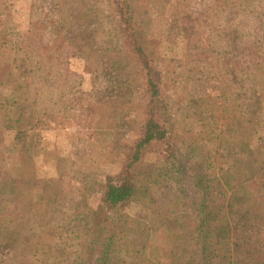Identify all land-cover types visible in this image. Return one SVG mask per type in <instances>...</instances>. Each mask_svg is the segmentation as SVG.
<instances>
[{
    "label": "rangeland",
    "instance_id": "1",
    "mask_svg": "<svg viewBox=\"0 0 264 264\" xmlns=\"http://www.w3.org/2000/svg\"><path fill=\"white\" fill-rule=\"evenodd\" d=\"M6 1L7 14L0 16L8 20L0 22V44L18 48L24 53L22 57L31 58L42 67L38 72L41 75L36 78L38 83L32 82V74L26 73L31 84L24 74L20 77L15 73L18 77L8 84L15 83L16 90L37 89L35 101L20 95L15 98L27 106L36 120L31 118L18 133L29 142L35 141L34 147L36 144L43 160L42 173L35 177L34 202L49 209L54 196L68 206L66 211H61L58 204L51 206L48 218H66L72 223L77 201H73L70 190L78 187L98 193L100 180L118 170L124 172L128 153L145 130L151 110L147 70L143 68V59L134 57L129 42L122 36H116L120 43L109 49V37L90 38V46L95 48L90 57L84 54L90 46L84 51L79 49L77 31L81 33L84 23L90 21L88 28L92 35L103 27L112 29V35H124L126 29L121 25L119 4L115 0H41L38 4L36 0ZM255 1L183 0L180 14L174 13L177 7L173 9L170 0H127L126 11L142 25L147 61L162 77L161 99L176 127L170 139L172 150L182 147L185 139L177 140V136L182 137L180 132H186V140L196 139L201 146L208 177L227 184L226 176H234V182L227 184L228 197L240 202L246 198L248 205L264 211V147H257L259 134L256 133L260 107L264 106V7H258ZM35 19L37 28H31L29 20ZM76 21L84 22L75 26ZM63 23L57 31V26ZM6 26H12V32H6ZM65 36L70 37L71 46L67 45ZM104 42L107 51L100 50ZM180 42L183 52L182 47L170 51ZM9 51L12 50L6 49L3 55L7 62H10L6 58ZM50 55L53 59L49 61ZM80 58L89 63L97 58L101 67L86 77L84 74L88 72L79 63ZM42 73H60L59 87L68 90L61 98L65 99L64 103L48 106L49 99L39 84ZM8 89L10 96L11 88ZM8 89L3 90L8 92ZM45 109L52 114V121L44 115ZM170 143L159 141L148 146L142 161L132 169L146 192L147 201L170 200L155 179L160 176L162 166L170 163L166 161ZM20 159L16 153L0 151V170H15L20 164L23 173L37 171ZM252 166L259 169H251ZM169 191L172 192V186ZM14 198L12 190L0 185L1 214L12 212ZM156 218L151 216V222ZM123 221L125 256L129 264H134L137 247L153 240L155 223L135 221L129 216L123 217ZM184 233L183 229H169L166 236L176 239ZM248 234L254 242L264 241V227ZM42 243L41 249L50 255L52 246ZM252 243L242 246L243 253L258 258L256 255L262 254L259 244L251 246ZM188 262L189 257L183 254L177 255L173 264ZM30 263V255L22 251L0 258V264Z\"/></svg>",
    "mask_w": 264,
    "mask_h": 264
},
{
    "label": "trees",
    "instance_id": "2",
    "mask_svg": "<svg viewBox=\"0 0 264 264\" xmlns=\"http://www.w3.org/2000/svg\"><path fill=\"white\" fill-rule=\"evenodd\" d=\"M115 1L119 4L118 15L121 25L126 29L124 35H112V29L109 27H103L99 33L92 35L88 28L90 21L84 23L85 29L81 33L77 31L78 42L81 45L79 49L84 51L89 47L90 38L99 40L109 37L111 46L108 47L104 42L100 48L101 51H107V47L109 49L114 47L115 43H120L119 37L125 38V42H129L130 49L132 48L135 54L134 57L142 58L143 68L147 70L151 110L143 134L128 153L124 172L120 173L118 170L116 174H108L100 180L98 193L87 192L78 187L70 190L73 201H77L75 221L72 223L66 218L64 220L48 218L51 206L58 204L62 207L61 211H66L68 206L61 204L54 196L51 197L49 209L41 208L34 202L35 177L42 173L43 160L39 158L36 144L34 147L35 141L29 142L27 138L19 137L18 133L28 125L31 118L34 122L36 120L27 106L20 104L19 98H15L20 95L35 101L37 89L16 90L15 83L8 85L12 83L11 79L18 77L14 76L15 73L20 77H27L31 84L38 83L36 78L41 75L38 72L42 67L33 59L22 57L24 53L18 48H5V44H0V151L20 155V160L25 166L32 165L37 170L33 174L30 170L23 173L20 164L14 167L15 170L8 168L0 170V185H5L6 189L12 190L15 195L12 212L9 215L0 213V258L22 251L30 255V264H129L122 237L123 217L129 216L135 221L142 219L146 223H155L152 230L153 240L137 247V262L134 264H173L177 255L183 254L189 257V264H264V241L255 239L254 242L248 238L249 231L256 232L264 227V211L248 205L246 198L244 202H240L228 197L227 184L231 185L234 182V176H226L227 184L218 178L208 177L206 157L202 154L201 146L196 139L186 140V132H180L182 137L177 136V140L179 138L186 140H183L182 147L172 150L173 143L170 139L173 138L176 127L174 128L173 118L165 106L166 103L161 99L162 77L147 61L144 33L141 35L143 28L126 11L127 0ZM36 2L38 4L42 1ZM170 2L173 9L177 7L174 13L181 14L183 0ZM255 2L258 7H264L262 1ZM7 4L6 0H0V15L7 14L8 8H5ZM7 20L6 16H0V22ZM29 21L31 28H37L36 19ZM78 22L76 21L75 26L81 25L84 21ZM63 26L64 23L55 29L60 31ZM4 28L6 32L13 29L12 26ZM21 36L23 35L20 34ZM65 38L69 41L67 45L71 46L70 37ZM178 47H182L183 52V42L177 47H171L170 51ZM6 49L14 51H9L8 54L12 58L6 56L10 62L3 58ZM94 52L95 48L91 45L89 52L84 54H89L90 57ZM52 59L53 55H50L47 60ZM79 61L88 72L84 74L86 77L93 74L94 69L98 72V68L101 67L97 58L90 63L83 58ZM46 65L44 62L43 67ZM51 72L52 66L49 67V73ZM26 73L33 75L32 82L30 75ZM58 75L60 73L49 75L42 73L41 76L39 84L49 99L48 106L65 102V99L61 98L66 96L68 90L64 91L59 87L61 79ZM8 87L11 88L10 96ZM3 89H8V92ZM77 105L83 107L82 104ZM260 108L256 133L259 134L257 147L262 149L264 106ZM43 113L53 120L48 109L43 110ZM210 134H213V131ZM159 141L171 142L166 159L170 163L168 166H162L160 176H156L155 179L158 180V186H162V193L172 201V205L170 200L165 203L164 199L147 201L146 192L143 191L137 176L132 173V169L142 161L146 148ZM252 167L251 169H259L256 166ZM262 169L264 170L263 167ZM171 186L172 192L169 191ZM151 216L157 217L156 221L151 222ZM125 224L129 225L126 221ZM169 229H183L185 233L182 237L171 239L169 235L166 236ZM42 242L52 246L53 252L50 255L41 249ZM251 242H253L251 246L259 244L262 254L256 255L258 258L243 253L242 246ZM248 253L252 254L250 250Z\"/></svg>",
    "mask_w": 264,
    "mask_h": 264
}]
</instances>
